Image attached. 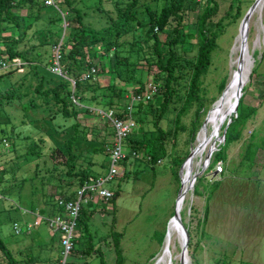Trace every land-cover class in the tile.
Returning a JSON list of instances; mask_svg holds the SVG:
<instances>
[{
  "label": "rangeland",
  "instance_id": "374dc122",
  "mask_svg": "<svg viewBox=\"0 0 264 264\" xmlns=\"http://www.w3.org/2000/svg\"><path fill=\"white\" fill-rule=\"evenodd\" d=\"M216 1L218 3L217 14L211 19V24L207 26L211 32L217 34L216 46L211 53L210 66L200 78L199 97L205 110L203 116H201L202 123L207 112L213 109L212 104L221 96L222 92L218 91L220 81L226 78L227 84L231 78V87L229 86L227 90L232 92L234 89L232 86L233 77L231 76L232 56L239 42L235 39L239 34L242 17L254 0ZM114 2L115 0H74L73 4L84 9L83 12L87 15L85 22H88L94 29H101L105 27L106 12H109L115 18ZM160 2L161 0H157V2L139 0V3H145L150 8H154L155 4ZM195 2L197 7L189 15L186 32H193L197 12L204 6L205 1L195 0ZM228 4L232 6V9H228ZM59 8H61L63 14L65 12L64 8ZM98 9H102L104 12H97ZM139 10L142 9L139 8ZM237 10L238 16L236 17ZM19 14H23V12ZM58 14L61 18V14L54 8L45 7L42 16L25 31L23 41L16 47L18 52H29L27 54L28 62L24 64V61L21 60L23 72H13L8 76L0 77V140L8 137L7 147L0 143V160L2 161L0 163H5L10 158L12 160L15 156L20 161V167L14 170L15 177L10 182V192L0 197V239L17 259L20 258L17 254L18 250L30 245L37 246L32 247V255L40 253L41 257L48 259V264H55L56 259L62 257L59 254L60 248L56 244V236H52L43 223L39 224V219L33 215L42 203L43 192L45 197L50 196L53 200L57 198L56 182L53 180L49 183L44 181V177L48 175V168H44V166L45 162L52 165L51 159L47 157L50 153L49 148L62 146L66 138L63 130L71 121H63L61 118L56 117L52 119L50 117L51 113L43 112V105L34 93L33 88L39 79L38 75H42L45 80H48V76L51 75L52 46L59 44L63 25L66 26V23L49 24L46 17L50 16L48 19H53L56 15L58 17ZM138 22H147L144 13L138 15ZM216 23L219 24V30ZM134 27L135 29H132L133 31L130 34L121 37L119 42H122L124 49H127V43L135 39L139 47L144 50L148 49L151 42H142L144 28L135 25ZM246 30L247 54L244 53L240 63L237 60L236 71L237 68L241 69L239 72L241 76L243 75L247 64L245 55L249 56L250 54L252 57L251 62L253 61L251 69L255 67L256 62L258 67L256 74L243 87L242 103L244 106L259 109V114L262 115L264 113V53L262 58L261 54L264 51V8L260 13H254L250 17ZM1 36H9L15 40L17 33L10 28L2 32ZM44 43L50 44L49 51L46 47L41 48L40 44ZM32 47L37 49L36 51L44 50V55H42V57H45H43L46 63L44 67L33 60V52L30 53ZM176 48L180 55L186 57L195 55V45L191 40ZM231 50L233 51L232 55ZM107 56H109V53L106 54ZM92 65L98 72L94 80L99 86L104 87L114 84L124 91V96L127 99H129L133 89L139 87L135 82L119 81L114 74L101 73V68H107L106 59L95 60ZM32 67L36 69L37 77L33 75ZM153 73L154 69L152 68L148 74L137 70L134 72V80L142 82L143 92L152 87ZM56 79H50L49 84L55 85L57 83ZM6 89L19 95L20 99H11L6 104L4 99V95L7 94ZM89 97L90 95L86 94L84 98L87 101L82 104L88 106L90 113L80 112L75 119L80 128L83 130L90 129L94 134H99V138L96 140V135H88V141L82 139L76 142L72 152L77 158L76 164L78 166L91 168L93 174L106 173L110 164V149L114 141L112 129L109 123H105L100 114L97 113L98 109L105 108L88 102ZM30 101L35 103L38 109L29 110L23 106V104L26 105ZM159 102L160 97H151L150 104L152 106L157 107ZM51 109L54 110L52 107ZM195 109L196 103H191L178 116L175 128L171 123L162 122L161 125L165 129L170 128L174 132V138L166 145L168 157L160 161L153 171H149L150 169L147 168L137 176H133V171L139 170V168H129V176L120 178L119 175L105 185L112 194L114 193L112 201L104 202L95 196L88 200L86 209L94 211L88 223L89 233L93 237L95 248L100 249L106 264H114L115 260L111 240L109 238L102 239L107 236L109 231L121 233L120 248L123 264H154L155 259L161 253L162 245L158 246L153 235L159 232L165 233L166 226L168 228L171 221L169 219L173 214L177 192L182 187L181 177L178 175V181L172 177L171 168L173 167L170 164V158L188 156L192 151L196 140L195 136L197 137V132L201 128L200 126L195 133L194 140L190 141L189 135L192 130L191 123L194 119ZM226 115L219 129H217L218 132L212 135L211 144L203 154L204 161L202 162L200 175L195 178L193 188L183 202L184 207L180 213L181 223L187 231V246L189 243L192 247L194 245L198 246V249L194 252L198 264H264V195L259 197L257 203L253 202L250 184L246 183L241 186V183L237 181L238 171L236 166L238 161L244 163L242 158L244 147L250 141V119L243 127L240 140L230 144L225 149L223 173L217 177V189L207 202V221L204 225L201 224L202 212L206 203L205 198L209 194L213 182L210 178L214 166L212 156L223 143L219 138L222 134V125ZM134 118L143 120V123L135 122L134 132H138L139 129L144 132L152 130L153 116L148 114L145 117L144 115H137ZM167 118H172V116L167 114ZM219 122L220 120L217 126ZM67 132L71 133L69 129ZM47 135L49 136L47 137ZM32 138L42 139L40 145L42 155L35 157L20 156L24 153L25 146ZM102 143L105 145V152L93 153L92 148H99ZM124 150L126 151L123 148ZM63 154L65 157L67 156L66 153L63 152ZM207 154H210V156L205 161ZM56 160L61 161L62 158L57 157ZM261 162V165H264V160H261ZM3 166L6 167V164H3ZM3 166H0V169ZM115 167L119 172L122 169L119 163ZM60 179H62L61 182L65 181L63 174L60 175ZM75 186L76 182L73 181L70 190H73ZM195 187L197 190L194 195L193 190ZM241 187H243V190H241ZM113 219L114 221H112ZM35 221L38 222V226L34 225ZM13 224H16L19 228L20 232L18 234H14ZM80 231L78 226L74 228L75 242L78 239L81 242L83 241V234ZM201 231H203L202 236L200 235ZM50 242L52 247H49ZM175 245L176 250L171 254L169 262L170 264H179L180 261L183 263L184 258L179 254L178 241ZM151 255L154 256L150 257ZM177 256L180 257L177 258ZM64 264H99V258L92 254L83 257L69 254ZM189 264H191L190 258Z\"/></svg>",
  "mask_w": 264,
  "mask_h": 264
},
{
  "label": "trees",
  "instance_id": "16d2710c",
  "mask_svg": "<svg viewBox=\"0 0 264 264\" xmlns=\"http://www.w3.org/2000/svg\"><path fill=\"white\" fill-rule=\"evenodd\" d=\"M44 1L45 0H0V34L10 28L14 29L17 33V38L15 40L9 36L0 37V57H2V59L9 60L17 57L20 61H24V64L28 62L29 59L27 54L29 52H18L16 47L23 41L25 31L42 16L46 7L43 4ZM150 1L157 2V0H149V2ZM204 1V6L197 12L193 32H186L185 29L188 26L189 15L194 11L195 7H197L195 0H161L160 3L155 4L154 8H150L145 3H139V0H115L113 3L115 18H113L109 12H106L105 27L101 29H94L88 22H85L87 15L83 12V8H78L73 4L74 0H56L55 3L58 12L61 14V18L59 14L58 17L56 15L53 19H48L50 16L46 18L49 24L66 23V26L62 29L59 44L53 45L51 50L53 55L54 49L58 46V63L61 67L62 77L51 71L48 80H45L42 75H38L39 79L33 91L43 105V112L47 114L51 113L50 117L52 119L56 117L59 119L61 118L63 121L71 122L68 126H65L63 130L66 138L62 146L49 148L50 153L47 157L51 159L52 165L45 162L44 166V168H48V170L46 169L48 175L44 177V181L47 183L52 180L56 182L57 198L53 200L50 196L45 197L42 191L43 198H41L42 203L40 207L36 209L37 216L45 219L62 214V210L56 204L57 199H62L65 202L73 201L75 199V190L81 187L88 178L104 174H93L91 168H82L76 164L77 158L72 152L76 142L82 139L88 141L89 138H87V136L91 134L96 135L97 140L99 134H94L90 129L83 130L80 128L75 118L80 112L84 114L90 113L88 106L82 104L87 101L84 98L86 94L90 95L88 102H92L98 107L105 108L98 109L97 113L112 111L116 117L124 114V108L129 102V99L124 96V91L114 84L104 87L98 85L94 80L98 72H96L92 65L95 60L106 59L107 68H101V73H111L121 82H135L139 85V87L133 89L130 97L137 95L142 96L144 93L142 82L140 80H134V72L137 70L148 74L151 68L154 69L151 82L155 91L151 97H160V102L157 107L150 104L151 99L145 102H136L132 104L130 114L134 124L135 122L143 123V120L134 118L137 115H144L145 117L148 114L153 116L154 120L151 123L152 130L144 132L139 129L138 132H134L133 129L131 134L123 141L122 146L126 149V151L124 150L126 157L119 163L120 167H122L120 178L129 176V168H139V170L133 171V176H137L147 168L150 169L149 171H153L160 161L168 157L166 145L173 140L174 132L171 131L170 128L165 129L161 124L163 121H166L167 124L171 123L175 128L178 116L185 111L191 103H196L194 119L191 123L192 130L189 135V140H194V135L202 123L201 116H203L205 112L204 105L199 97L200 78L207 72L210 66L211 53L216 46L217 39V34L211 32L207 26L211 24V19L217 14L218 3L216 0ZM59 7L64 8L65 12L63 14ZM139 8L142 10H139ZM228 9H232V6L229 4ZM20 12H23V14H19ZM97 12L102 13L104 10L98 9ZM143 13L146 15L147 22L139 23L138 15ZM235 16H238V10ZM134 25L144 28V38H142V42H151L148 49L144 50L139 47L135 39L127 43V49H124L122 42H119L121 37L130 34L131 31L135 29ZM216 25L219 30V24L216 23ZM189 40L195 45V55L192 57L180 55L176 47L183 45ZM40 46L41 48L46 47L49 51L50 44L44 43L40 44ZM36 50L37 49H33V47L30 48V53L33 52V60L44 67L46 65L44 62L45 57H42V55H44V50ZM107 53H109V56L106 57ZM263 53L264 51L261 54V58ZM261 58L260 60H262ZM52 61L53 57L51 56L50 68L52 66ZM257 67L258 63L256 62L255 67L251 69L249 79L256 74ZM91 68L94 69V73L82 80L81 76L88 74ZM32 69L33 75L37 77L36 69L34 67H32ZM13 72H15L14 69L2 71L0 72V77L8 76ZM53 78H57V83L55 85L49 84L50 79L52 80ZM225 85L226 78L222 79L218 85V91L220 93ZM242 91L244 92V90ZM5 92L7 93L4 95L6 104L9 103L11 99H20L19 95L9 92L8 89H6ZM242 99L241 96L236 111L230 116V123L224 131L223 143L212 156V164H215L217 161H221L223 164L225 160V149L230 144L240 140L243 127L256 113V108L244 106ZM23 106L29 110L38 109V106L32 101L26 105L23 104ZM51 107L54 108V110H52ZM167 114H170L172 118H167ZM100 117H102L101 114ZM226 117H228V114ZM68 129L71 131L70 134L67 132ZM48 136L49 135H47V137ZM2 140L6 142L7 147L8 137L2 138L0 142ZM41 143V138H32L25 146L24 153L20 156L35 157L42 155ZM104 146L105 145L102 143L99 148H92L93 153L105 152ZM256 148V145L250 141L245 145L242 156L244 163H250L252 161ZM63 152L67 154L66 157ZM132 152L134 156H131ZM57 157L62 158V160L57 161ZM186 158L187 155L170 158V164L173 167L171 168L172 177L177 181V171ZM0 162L2 161L0 160ZM19 162L20 161H18V158L15 156L12 160L10 158L7 159L5 163H0V166L6 164V167L3 166L0 169V197L10 192V182L15 177L14 170L20 167ZM49 168H52V170ZM61 174L65 177L64 182H61ZM73 181L76 182V186L73 190H70ZM217 183L218 181H213L211 183L209 194L205 198L206 203L203 208L201 219L202 225L207 221V202L210 200L212 193L217 189ZM196 190L197 188L195 187L193 190L194 195L196 194ZM109 192L111 195L109 199H99L104 202L112 201L114 193L112 194L111 191ZM44 205L46 206L44 207ZM86 206L87 203L80 205L75 219V227L78 226L80 228V232L83 234V241L81 242L80 239H78V241L75 242L74 239L70 254L81 257L92 254L99 258V264H106L102 258L100 249L95 248L93 237L89 233L88 223L94 211L86 209ZM112 221H114V219ZM39 222L45 224L44 221ZM200 235H203V231L200 232ZM52 236H56V244L60 248L59 254L61 255L58 235L52 234ZM153 237L158 246L163 245L164 232L154 233ZM105 238L111 240L113 252L115 254L114 264H123V256L120 248L121 233L109 231L107 236L102 239ZM32 247L35 248L37 246L30 245L18 250L17 254L20 258L17 259L12 251L8 250L0 239V264H48V259L43 256L41 257L40 253L32 255ZM49 247H52L51 242L49 243ZM190 247L192 246L189 243L187 251H189L188 254L191 264H198L194 257V252L198 249V246L194 245L192 248ZM153 256L154 255H151L150 257ZM60 260L61 257L56 259L55 264H60Z\"/></svg>",
  "mask_w": 264,
  "mask_h": 264
},
{
  "label": "built area",
  "instance_id": "2783aa9c",
  "mask_svg": "<svg viewBox=\"0 0 264 264\" xmlns=\"http://www.w3.org/2000/svg\"><path fill=\"white\" fill-rule=\"evenodd\" d=\"M56 0H45L44 6L52 7L56 11ZM64 24V22H63ZM65 25H63L64 27ZM1 50V44H0ZM53 61L50 71L58 76L62 77L61 67L58 63L59 60V51L58 46L54 49L53 52ZM14 69L16 73H22V63L17 57L11 58L9 60H4L0 57V72ZM94 73V69H90L88 74L81 76V79H86L90 74ZM72 84V83H71ZM154 88L150 87L142 96H133L129 98V102L124 108V114L122 116L116 117L112 111L99 112L105 122H108L113 135V144L110 149V164L107 168L106 173L97 177H90L88 180L82 184L81 187L75 190V199L73 201L65 202L62 199H57L56 204L62 210V214L55 215L51 218L42 219L39 216L36 217L39 221H44L48 231L51 234H57L59 238V244L61 247V260L60 263L64 264L66 257L71 253L73 248V241L75 239V219L77 217L79 208L81 204L87 203L92 197L96 196L100 199L107 200L110 198V192L105 188V185L108 184L111 180L121 175L122 169L119 172L116 170L115 165L120 163L125 157L126 153L123 151L122 143L123 141L131 134L135 124L131 117L132 104L136 102H145L151 99L152 94L154 93ZM4 147H6V142L2 140L0 142ZM131 156H134V153H131ZM223 173V164L221 161H217L211 172V180L218 181L219 177ZM38 222L35 221L34 225H37ZM14 234H18L19 228L16 224H13Z\"/></svg>",
  "mask_w": 264,
  "mask_h": 264
},
{
  "label": "bare ground",
  "instance_id": "6f19581e",
  "mask_svg": "<svg viewBox=\"0 0 264 264\" xmlns=\"http://www.w3.org/2000/svg\"><path fill=\"white\" fill-rule=\"evenodd\" d=\"M263 8H264V0H260L258 2V4L256 5L251 16L254 13H260ZM243 31H244V29L242 26L240 28V32H239L237 38L235 39L239 42H238V46L234 52V55L232 56L233 57L232 58V66H231V60H230V66L232 68V75L231 76L233 77V79H232L233 80L232 81L233 87L235 86L234 81L236 79V72L235 71H236V63H237V53L240 49ZM232 52L233 51L231 50V55H232ZM244 53L247 54V43L245 44V52ZM245 57H246L247 64H246V69L245 70L243 69L244 70L243 75H242L243 80H244L245 75L247 74L248 70H250L252 67L251 54L249 56L245 55ZM234 91H235V87H234L232 92L227 91V93H225L226 95L223 98H221V100L219 102H217V104L209 112V115H208L207 119L205 120L203 127L197 133L198 135L196 137L194 147H193L192 151L190 152L189 157L187 158L185 163L182 165V167H183V168L181 167L182 170L180 169L181 174H179V176L181 177L182 187L180 189V194H179V198L177 201V207H176L180 222H181L180 213L182 211V208L184 207L183 202H184L187 194L189 193V191L193 188L195 178L200 175L201 167L203 165L202 162L204 161L203 160L204 159L203 154H204L205 150H207V147L211 144L212 135H214L218 132L217 129H219L227 111L229 110L228 105H229V102H231L233 99V96L235 93ZM219 120H220V122H219V125L217 126V123ZM205 161H207V158ZM187 169H188V171L186 172ZM182 175H183V177H182ZM177 241H178L179 247H180L182 244L181 231L179 230L178 223L175 220H171L169 225H168L167 233H166V236H165L164 241H163L161 253L155 259L154 264H170L169 258L171 257V254L173 252H175V250H176L175 243ZM178 257H180V256H177V258ZM182 264H186V258L184 259V262Z\"/></svg>",
  "mask_w": 264,
  "mask_h": 264
},
{
  "label": "water",
  "instance_id": "95a60500",
  "mask_svg": "<svg viewBox=\"0 0 264 264\" xmlns=\"http://www.w3.org/2000/svg\"><path fill=\"white\" fill-rule=\"evenodd\" d=\"M260 0H254L252 5L248 8V10L245 12L244 16L242 17V20L240 22V26H239V32H240V28L243 26V35H242V38H241V44H240V49L238 51V56H237V60L239 61V63L241 62L242 58H243V55H244V52H245V44H246V34H247V24H248V21H249V18L251 16V14L253 13L256 5L258 4ZM253 62V61H252ZM240 65V64H239ZM238 65V67H240ZM239 68H237V71H236V79L234 81L235 83V93H234V96H233V99L231 102H229V105H228V108H229V111L227 114L228 117H226V119L224 120V123H223V127H222V134H221V137L219 138V140H222L223 141V135H224V131L226 129V127L229 125L230 123V116L236 111V107H237V104H238V101L239 99L241 98L242 94H243V87L245 86V84L248 82L249 80V76H250V73H251V69L248 70L247 74L245 75V78L243 80V77L241 76L240 72H239ZM231 79V78H230ZM227 82V84L225 85V87L223 88L222 90V93H221V96L219 97V99L214 102L212 104V107L216 105L217 102H219L221 100V98L223 97V95L225 94V92L227 91V89L229 88V86L231 85V81ZM233 81V80H232ZM211 110V109H210ZM210 110L207 112L205 118H204V122L205 120L207 119L208 115H209V112ZM204 122L202 123L201 125V128L203 127V124ZM200 128V129H201ZM190 153L188 154L187 158L189 157ZM210 155H208L209 157ZM207 157V159H208ZM187 158L184 160V162L182 163V165L185 163V161L187 160ZM182 165L180 166L179 170H178V175L180 174V169L182 167ZM179 194H180V188L177 192V196H176V199H175V203H174V210H173V214L171 216V218L169 219L170 220H175L177 223H178V226H179V230L181 231V236H182V244L180 246V255L185 259L186 258V264H189V257H188V254H187V243H188V235H187V231L186 229L184 228V226L182 225V223L180 222L179 220V215H178V212H177V201H178V198H179ZM168 221V222H169ZM168 225V223H167ZM166 233H167V226H166V230H165V233H164V238L166 236ZM164 238H163V241H164ZM163 243V242H162ZM179 264H182L181 261L179 262Z\"/></svg>",
  "mask_w": 264,
  "mask_h": 264
},
{
  "label": "crops",
  "instance_id": "0c3cea01",
  "mask_svg": "<svg viewBox=\"0 0 264 264\" xmlns=\"http://www.w3.org/2000/svg\"><path fill=\"white\" fill-rule=\"evenodd\" d=\"M259 111L256 108V113L250 118L249 122L251 128L250 142L254 143L257 147L255 154L250 163L243 164L241 161H238L236 166V170L238 171L237 181L241 183V186L246 183L250 184L253 193V202L256 203L259 197L264 195V165H261V160H264V113L260 115ZM241 190H243V187H241ZM35 214L33 215L34 217H36ZM39 224L41 223L39 222ZM43 225L46 227L45 224Z\"/></svg>",
  "mask_w": 264,
  "mask_h": 264
}]
</instances>
